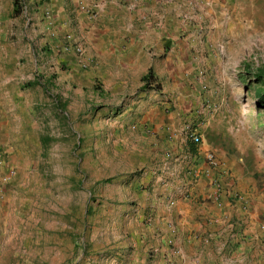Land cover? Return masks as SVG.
Listing matches in <instances>:
<instances>
[{"label": "crops", "instance_id": "obj_1", "mask_svg": "<svg viewBox=\"0 0 264 264\" xmlns=\"http://www.w3.org/2000/svg\"><path fill=\"white\" fill-rule=\"evenodd\" d=\"M18 6L15 14L14 0H0V151L2 167L13 170L3 181L24 162L16 140L40 137L56 121L59 86L96 83L110 97L103 107L116 106L102 111L115 146L145 167L131 184L135 251L121 264H263L264 163L246 131L228 127L213 81L242 50L232 43L247 40L254 19L264 17V0ZM67 37L91 66L63 51ZM150 71L158 89L145 86Z\"/></svg>", "mask_w": 264, "mask_h": 264}, {"label": "rangeland", "instance_id": "obj_2", "mask_svg": "<svg viewBox=\"0 0 264 264\" xmlns=\"http://www.w3.org/2000/svg\"><path fill=\"white\" fill-rule=\"evenodd\" d=\"M232 44L242 50L225 59V74H214L213 82L224 93L228 127L246 131L264 163V17L254 19L247 40ZM98 87L60 85L56 121L40 137L16 140L24 162L10 181L3 178L12 168L0 167V264H121L131 259L132 209L138 203L131 184L142 178L145 167L133 165L136 155L122 156L115 146L102 111L116 106L103 107L110 97Z\"/></svg>", "mask_w": 264, "mask_h": 264}, {"label": "built area", "instance_id": "obj_3", "mask_svg": "<svg viewBox=\"0 0 264 264\" xmlns=\"http://www.w3.org/2000/svg\"><path fill=\"white\" fill-rule=\"evenodd\" d=\"M67 40H68V43L64 46L63 51L64 52L73 51L78 57L82 58L84 60V63H83L84 68H88L89 66H91L92 61L85 57L84 48L80 45L73 43L71 37H67ZM189 137H190V139L194 145L200 144L201 139L196 134L191 133V135H189ZM211 159H212L213 165L218 164L217 159L214 156H211ZM3 162H4L3 155H2V152L0 151V167L3 166Z\"/></svg>", "mask_w": 264, "mask_h": 264}, {"label": "trees", "instance_id": "obj_4", "mask_svg": "<svg viewBox=\"0 0 264 264\" xmlns=\"http://www.w3.org/2000/svg\"><path fill=\"white\" fill-rule=\"evenodd\" d=\"M15 2V6L17 7V9L15 10V14H18L20 13V10H19V6L20 5V2L18 0H14ZM155 79H154V76H153V73L152 71H150L147 75V77L145 78V86L147 89H150V88H153L155 85ZM155 88H159L158 86H155ZM260 103L261 104H264V94L261 95L260 97ZM109 182V181H107Z\"/></svg>", "mask_w": 264, "mask_h": 264}]
</instances>
